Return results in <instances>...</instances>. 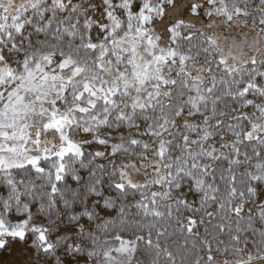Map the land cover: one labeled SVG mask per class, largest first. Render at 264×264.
<instances>
[{
	"label": "clouds",
	"instance_id": "clouds-1",
	"mask_svg": "<svg viewBox=\"0 0 264 264\" xmlns=\"http://www.w3.org/2000/svg\"><path fill=\"white\" fill-rule=\"evenodd\" d=\"M0 225L16 264H264V0H0Z\"/></svg>",
	"mask_w": 264,
	"mask_h": 264
},
{
	"label": "snow or ice",
	"instance_id": "snow-or-ice-1",
	"mask_svg": "<svg viewBox=\"0 0 264 264\" xmlns=\"http://www.w3.org/2000/svg\"><path fill=\"white\" fill-rule=\"evenodd\" d=\"M0 227H2V225H0ZM8 234L23 237V232H10ZM0 264H16V261L14 259L0 253Z\"/></svg>",
	"mask_w": 264,
	"mask_h": 264
}]
</instances>
